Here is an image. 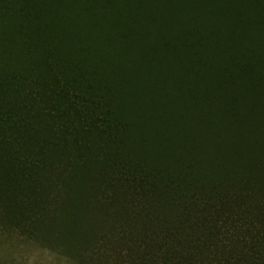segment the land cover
<instances>
[{
  "label": "trees",
  "instance_id": "obj_1",
  "mask_svg": "<svg viewBox=\"0 0 264 264\" xmlns=\"http://www.w3.org/2000/svg\"><path fill=\"white\" fill-rule=\"evenodd\" d=\"M0 228L264 264V0H0Z\"/></svg>",
  "mask_w": 264,
  "mask_h": 264
},
{
  "label": "rangeland",
  "instance_id": "obj_2",
  "mask_svg": "<svg viewBox=\"0 0 264 264\" xmlns=\"http://www.w3.org/2000/svg\"><path fill=\"white\" fill-rule=\"evenodd\" d=\"M0 228V264H99V257L88 254L85 260L78 261L54 255L39 249V245L32 243L21 244L15 235ZM89 247V246H88ZM90 250L96 249L94 246ZM110 264V263H109Z\"/></svg>",
  "mask_w": 264,
  "mask_h": 264
}]
</instances>
